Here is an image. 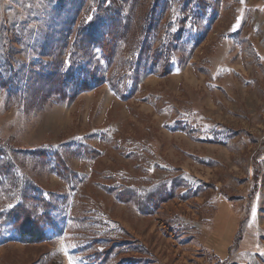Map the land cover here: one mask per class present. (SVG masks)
<instances>
[{"label": "rangeland", "instance_id": "rangeland-1", "mask_svg": "<svg viewBox=\"0 0 264 264\" xmlns=\"http://www.w3.org/2000/svg\"><path fill=\"white\" fill-rule=\"evenodd\" d=\"M107 5L136 16L154 8L170 33L181 30L171 73L120 84L127 101L101 86L54 103L57 72L89 60L103 75L96 48L70 43ZM124 21L118 32L131 41L139 23ZM6 75L15 80L11 92L0 84V143L57 151L78 180L70 188L52 162L16 157L57 228L41 244L0 245V264H87L112 242L111 264H264V0H0V81ZM164 181L177 182L176 194L157 209L141 204L148 213L115 198L145 197ZM18 199L3 194L0 211ZM95 235L103 240L91 248Z\"/></svg>", "mask_w": 264, "mask_h": 264}, {"label": "trees", "instance_id": "trees-1", "mask_svg": "<svg viewBox=\"0 0 264 264\" xmlns=\"http://www.w3.org/2000/svg\"><path fill=\"white\" fill-rule=\"evenodd\" d=\"M141 16H138V13L136 16V11L133 8L130 13L125 15L121 14L120 8L107 5L100 7L88 23L76 25L74 30L79 34L80 41L70 43V46L76 43L85 53L88 48H96L100 52L105 71L101 75L96 62L82 60L66 70L57 72L55 76H52L55 85L60 87L58 91L54 92L59 95L54 103L73 99L77 94L86 93L101 86H107L116 98L127 101L130 97L122 93L120 84L134 81L144 72L159 77L169 75L171 73V58L182 38L181 30L170 33L169 25L161 23L154 8H145V12ZM120 18L124 19L125 23L134 19L139 23L136 31L131 29L136 33L131 41L125 38L124 32H118L117 25ZM123 28L126 29V26ZM70 59L75 60L74 57ZM82 74L85 75L84 78L75 79ZM71 79L76 81V94L68 95L67 92L72 89V87L70 88ZM13 80L15 79L10 75L4 76V79L0 81L1 88L11 92L14 87ZM18 155H29L42 162H52L51 172L53 175L70 188H73V183L76 185L74 181H77L78 177L65 156L57 151L47 153L44 150H37L23 154L21 151L10 149L0 143V196L12 194L14 197H19L18 203L14 207L0 211V245L11 242L37 245L49 238L48 230L57 228V223L52 215L53 212H50L53 211L51 204L45 199H41L42 195L36 185L19 175L15 163ZM83 156L95 158L97 153L89 147H84ZM257 174L256 171L254 175L256 180ZM176 190V181H164L146 190L145 197H139V193L133 190L132 197L130 194L129 197H124L125 194H123V197L115 198L118 200L132 198L141 210L148 213L147 209L160 208L164 203L173 199ZM256 191L257 187L254 186L249 200ZM141 204H146L147 209H143ZM239 238L240 234H237L231 247L236 245ZM101 240L103 239L95 235L88 239V243L92 246L91 248H96V245H100ZM116 247L120 248L118 244L112 242L108 249L95 251L92 261L87 264H111V253ZM67 255L69 258L71 257V253L68 252ZM81 258L76 261L72 258L73 264H78L80 260L81 264H86ZM142 260L140 258L136 264H143ZM127 262L128 260L122 259L116 264H127Z\"/></svg>", "mask_w": 264, "mask_h": 264}, {"label": "snow or ice", "instance_id": "snow-or-ice-1", "mask_svg": "<svg viewBox=\"0 0 264 264\" xmlns=\"http://www.w3.org/2000/svg\"><path fill=\"white\" fill-rule=\"evenodd\" d=\"M11 207V206H10Z\"/></svg>", "mask_w": 264, "mask_h": 264}]
</instances>
